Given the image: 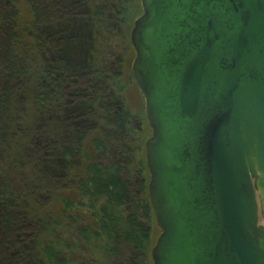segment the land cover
Listing matches in <instances>:
<instances>
[{
	"label": "water",
	"instance_id": "water-1",
	"mask_svg": "<svg viewBox=\"0 0 264 264\" xmlns=\"http://www.w3.org/2000/svg\"><path fill=\"white\" fill-rule=\"evenodd\" d=\"M153 264H264V0H141Z\"/></svg>",
	"mask_w": 264,
	"mask_h": 264
},
{
	"label": "trees",
	"instance_id": "trees-1",
	"mask_svg": "<svg viewBox=\"0 0 264 264\" xmlns=\"http://www.w3.org/2000/svg\"><path fill=\"white\" fill-rule=\"evenodd\" d=\"M63 2H28L33 15L30 37L34 39L39 54L58 47L57 53L52 52L55 63L57 59L61 60L62 48L56 40L61 33L53 39L47 38L45 33L48 27H54L55 33ZM80 4H76L77 9L83 8ZM121 4L122 0H99L96 10L90 14V52L84 56L86 64L73 72L74 77L79 79L74 83L77 92L80 91L75 94L78 107L75 106L74 115L77 120L64 132L47 126L45 136L48 139L44 147L39 149L43 160L45 156L46 160L54 164L56 162L66 174L62 173L58 178L45 176L40 180L42 189L30 185L26 175L21 176L20 186L12 182L11 178L4 176L2 180L0 264H26V261L31 264H82L73 259L81 254L88 258V264H117L123 260L126 264H147L151 257L155 245L153 226L156 219L148 194V166L145 168L136 162L140 151L134 134L139 120L130 115L124 106H120L123 105L120 99L113 101L110 93L120 73L115 62L106 55L109 52L111 56L114 55L111 29H121L123 25L125 7L121 8ZM16 6L17 0H0V146L6 159L5 168H9L10 172L12 168L25 170L28 160L34 155L32 149L23 145L16 150L17 140L24 139L23 135L28 133L25 127L33 129L35 135L44 133L46 117L43 118L42 113L47 112L46 116L51 117V113L67 100L66 82L58 77L56 71L60 72L59 64L61 67L63 65L60 62L52 68L45 65L36 91V97L40 100L36 110L38 116L34 125L26 124L22 90L29 86L32 75L28 61L17 53L20 36ZM96 20H100L99 23ZM105 23L113 28L105 31ZM92 43L98 46L97 50L95 45L92 47ZM93 51L96 52L94 56ZM64 65L67 68V64ZM107 81L111 86L107 85ZM15 100L19 101V105H15ZM96 105H99L100 110H95ZM21 120H24L25 125H21ZM96 132H99L101 139L93 142L95 162L90 163L85 174L71 172L70 176L72 168L69 163L76 165L80 160L82 163L88 160L85 145ZM9 170H3L5 175L9 174ZM64 183H70V189L77 193L78 198L63 202V221L38 217L33 212L36 205L29 206L28 202L32 199L38 203L44 190L55 193ZM39 204L44 206L46 203L41 201ZM38 234L50 239L43 246L41 256L36 248ZM18 249L20 253L14 254ZM130 254L135 259L131 260Z\"/></svg>",
	"mask_w": 264,
	"mask_h": 264
},
{
	"label": "rangeland",
	"instance_id": "rangeland-1",
	"mask_svg": "<svg viewBox=\"0 0 264 264\" xmlns=\"http://www.w3.org/2000/svg\"><path fill=\"white\" fill-rule=\"evenodd\" d=\"M125 1L126 0H122L121 4V8L122 6L123 8L125 7V13L122 18V28H118L116 30L115 27L114 29H111L113 28V26L110 28V25L108 23H105L103 25V29H105V31L108 29H111L113 31L111 39L112 47L114 48V55L111 56L112 53L109 52L106 56L109 60L115 62L116 66L118 67L117 71L118 73H120V77L116 79L113 83L114 90H112V92L110 93L114 98L112 99L113 101H116V99H120L123 103V105H116H120L122 106V108L124 106V108L130 115L134 116L136 119L139 120V122H137V124L135 125L136 130L134 134V140L136 141L140 151L136 162L137 165L141 163L145 166V168H147L146 144L152 137V130L146 118L144 97L140 93L132 74V66L136 59V51L131 41V34L134 29L135 21L143 15V8L141 0H128L127 3H125ZM28 2L29 0H17L16 6L19 13L18 33L20 36L17 47V53L19 56L25 58L28 61L32 75V80L30 81L29 86L25 87L24 90H22V99L26 105V124L28 126L34 125V123L36 122L35 120L38 116L36 110L37 103L40 102V100L36 97V91L38 90V85L41 83V71L45 65L49 68H52L53 66H55V64H58L59 62L63 65V67H61L59 64V70L61 71L59 72L57 69L56 71L58 72V77H60L64 80V82H66L65 88L67 89V100L61 103L58 109H55V111L51 113V117L46 116L47 112L42 113L44 114L43 118L46 117V124L43 125L45 126L44 133L42 132L39 135H35L33 129L25 127V129L28 130L27 135H23L24 139L21 138L20 140H17V151L23 145V147L32 149V152H34V155L32 157L30 156L31 158L28 160V165L25 166V170L22 169L21 171V168H12L10 172L9 168H5V165H7L6 159L3 154V148L0 146V187L2 186V180L5 177L11 178L12 182L20 186L21 176L26 175V179L29 178L28 183L30 185H33L36 188L40 186L41 188L40 180L45 176H50L51 178H58L62 176V173L64 174V172L58 168L59 166L56 165V162L54 164L46 160L45 156L43 160V155L41 153V150L39 149H42L44 147L45 141L46 139H48V136H45L47 135V133H45L47 131V126H51L53 130H56V128H58L59 132H64V130H66L69 126L73 124L74 121L77 120L74 115L76 112L75 109L76 107H78V105L76 104L78 100L75 94L79 93L80 91L77 92V90L75 89L76 84L74 83H77L79 79L74 77L73 72L76 70V68L79 69L80 67H83L86 64L84 56L90 52L89 42L91 43L92 39V32L90 27L91 20L89 17H91L90 14L93 13V10H96V7L98 6L97 3H99V0H79V2L78 0L77 2L76 0H64L60 9V17H57L59 22L56 25L55 33H53L54 27L52 29L48 27L45 33L47 38L52 39L56 37V35H60L61 33V36L56 39L59 43V47L62 48L61 60L59 61V59H57V63H55V57L52 58V52L55 51V53H57L56 49L58 47L55 49H47L43 52L44 54H39L36 50V44L34 42V39H32L29 34L33 23V15L31 13V8L29 7ZM77 3H81L83 5V8L77 9ZM74 17L75 20H73ZM96 21L97 23H99L98 21L100 20ZM86 45H88L87 48H84V46ZM91 45L92 47L94 45L95 47H97L95 50L98 49V46H96L95 43H92ZM95 54L96 52L93 51V56ZM64 63L67 64V68L65 67ZM64 76L66 78H64ZM109 84L111 86V83L107 81L108 86ZM16 104L19 105L18 100H15V105ZM56 105L58 106V104ZM95 110H100L99 105L95 106ZM20 123L21 125H25L24 120L23 122L21 120ZM97 139H101V135L99 134V132L94 133L87 140V143L85 145V153L87 152L88 154L87 161H84V163H82L83 161L80 160V162L76 165H72V163H69L72 168V171L70 170V176L71 172L76 173L77 175L85 174L90 163L95 162L96 153L93 149V142ZM5 169L9 170V172H7L9 173L8 175H5V171H3ZM67 179L69 180L70 177L68 176ZM70 186V183L65 184L64 186H60L59 190L55 193H53L52 191L44 190L42 192L43 196L38 199V203H36L37 201L34 202L31 199L32 201L30 200L28 202V205H36L34 207L37 208H34L33 212H36L37 216L41 219H51L53 221L62 222L63 202L65 200H77L78 198L77 193H75L74 190L70 189ZM40 200L42 201V203L46 204L44 206L40 205ZM260 223L264 226V221L262 219ZM30 224L34 225L31 222ZM160 233L161 231L156 226V224H154V242H156ZM37 240L38 242L36 248L38 254L40 255L43 246L46 243L50 242V239L45 235L41 236V234H38ZM19 253L20 250L18 249V252H15L14 254ZM130 258L131 260H133L135 259V256L130 254ZM73 259L77 262L81 261L82 264H88V258L86 256H83L82 254L79 256H74ZM124 261L125 260L120 261V263L118 262L117 264H126ZM26 264H31V262L26 261ZM130 264H132V262H130ZM147 264H153L151 257L147 260Z\"/></svg>",
	"mask_w": 264,
	"mask_h": 264
}]
</instances>
